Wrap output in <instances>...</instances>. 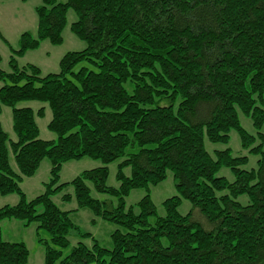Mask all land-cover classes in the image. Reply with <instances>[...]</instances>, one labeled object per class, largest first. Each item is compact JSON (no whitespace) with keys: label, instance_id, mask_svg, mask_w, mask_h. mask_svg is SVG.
<instances>
[{"label":"trees","instance_id":"trees-1","mask_svg":"<svg viewBox=\"0 0 264 264\" xmlns=\"http://www.w3.org/2000/svg\"><path fill=\"white\" fill-rule=\"evenodd\" d=\"M69 9L76 16L69 29L85 48L64 54L58 73L19 67L40 42L62 43ZM35 13L36 35L23 32L10 47V71L0 68V113L11 109L15 135L9 139L0 123V195L18 196L0 207V222L35 223L43 264H264V0H42ZM23 101L47 103L55 141L38 137L43 107H17ZM237 108L256 135L240 124ZM232 130L257 157L255 168L228 147L206 149L204 140L228 144ZM84 157L101 166L59 183L62 164ZM43 159L50 164L44 192L26 200L19 183ZM113 162L117 187L106 185ZM221 169L233 180L218 176ZM167 172L176 195L157 216L148 192ZM66 186L73 195L61 200L74 198V210L51 200ZM135 189L146 194L126 208ZM92 190L116 198V207L106 209ZM183 200L191 205L186 214L178 211ZM79 209L119 227L111 249L94 240L69 247L70 230L88 235L72 221ZM28 255L0 231V264H26Z\"/></svg>","mask_w":264,"mask_h":264},{"label":"rangeland","instance_id":"rangeland-1","mask_svg":"<svg viewBox=\"0 0 264 264\" xmlns=\"http://www.w3.org/2000/svg\"><path fill=\"white\" fill-rule=\"evenodd\" d=\"M58 3H64L66 0H56ZM42 0H0V34L5 39L3 41L0 38V68L9 72L8 60L11 55L12 49L18 48V40L23 32H29L32 36L36 35L37 16L35 13V7L41 5ZM76 21L74 12L69 9L66 14V27L62 31V43L59 45H52L47 40L40 42L39 46L35 50H28L22 57L18 59L19 67L26 66L28 64L34 65L41 70L42 75L49 73H58L59 60L61 57L70 51H80L85 48V43L77 39L70 31V24ZM76 67L75 69H77ZM0 82V86H1ZM17 107H30L34 112L43 107V112L40 117L35 115V122L38 127V137L45 141H55L56 135L47 128V124L51 120L52 114L47 105L44 102L37 101H23L17 104ZM237 117L243 128L250 134L256 135L257 130L253 128L250 118L242 113L238 108L236 109ZM0 123L2 129L8 135V138L15 140V135L12 131L11 121V109L6 106H2L0 113ZM230 141L228 144H211L204 140L205 147L208 151L213 149H225L228 147L232 154L235 156H247L248 164L245 168H255L257 157L248 153L247 150L240 146L238 136L235 131L229 133ZM10 163L13 167L15 164L13 158H10ZM118 162H113L107 166L108 177L106 185L110 187H117L119 185L116 180ZM101 163L98 160L90 158H81L79 160H72L62 164L59 172V183H65L71 181L78 176L84 170H90L100 167ZM50 164L47 159H43L33 176L23 177L19 183L22 191L25 194L26 200L35 198L37 195L44 192V183L49 179ZM124 173L129 176L130 169L126 168ZM218 176H224L228 180L232 181L233 176L227 169H221L217 174ZM73 195L72 186L64 187L60 192L51 196L53 203L61 210H74L77 208L74 198L64 202L61 200L63 194ZM150 198L155 205L157 216H163L164 210L162 207V201L165 198L176 195L175 187L172 181V174L167 172L166 179L156 185L151 186L149 189ZM146 194L143 189H135L125 197V207L136 205V203ZM91 195L105 202L106 209L115 208L117 205V199L107 194L96 193L93 190ZM240 202H245V197L239 198ZM18 196L16 194H9L5 196L0 195V207L4 205H13L17 203ZM191 208L189 202L183 200L178 211L181 214H186ZM137 212V209H135ZM72 221L78 226L82 233L88 234L87 236H79L75 230H70L67 235L69 241V247L75 246L81 242L87 247H91L93 240L96 241L101 247L111 249L110 234L119 229L117 225L111 224L107 221L95 218L88 209H79L73 211L71 214ZM94 219V221H92ZM36 224L32 223L28 226H24V223L14 219H6L0 222L1 239L9 242H23L28 249L29 255L26 264H43L44 249L36 242L35 238ZM43 237H48L45 232H41ZM67 253V250L64 251Z\"/></svg>","mask_w":264,"mask_h":264}]
</instances>
